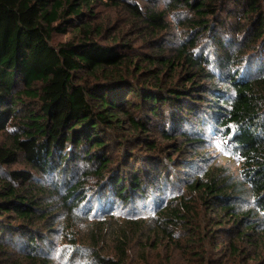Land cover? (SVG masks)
I'll return each mask as SVG.
<instances>
[{
	"label": "trees",
	"instance_id": "obj_1",
	"mask_svg": "<svg viewBox=\"0 0 264 264\" xmlns=\"http://www.w3.org/2000/svg\"><path fill=\"white\" fill-rule=\"evenodd\" d=\"M174 1L191 12V32L164 45L165 9L135 0H0V132L13 125L0 167L20 155L25 164L0 173V264H18L9 261L16 239L28 245L19 261L54 264L38 250L36 230H54V218L79 220L89 177L127 201L166 189L170 167L184 188L155 208L157 235L174 245L182 238L199 264H264V66L253 75L240 68L247 51L263 50L264 0ZM229 5L234 23L221 17ZM98 6L126 12L129 31L150 50L96 23ZM230 28L228 47L217 32ZM68 30L70 38L53 43ZM206 34L219 49L218 72L196 49ZM206 123L228 142L237 168L205 157ZM196 161L207 163L193 172ZM77 164L62 190L33 178H69Z\"/></svg>",
	"mask_w": 264,
	"mask_h": 264
},
{
	"label": "rangeland",
	"instance_id": "obj_2",
	"mask_svg": "<svg viewBox=\"0 0 264 264\" xmlns=\"http://www.w3.org/2000/svg\"><path fill=\"white\" fill-rule=\"evenodd\" d=\"M135 2L143 9L146 7L165 9V20L169 25L166 31L159 33L158 39L155 38L158 42H162L164 45H174L189 36L191 31L189 32L188 24L185 21L191 16V12L184 4L178 5L174 0H135ZM228 8L230 11L226 14L222 13L221 17H226L229 22L234 23L238 16L237 12L234 14L236 9L232 5H229ZM96 10L93 20L103 28H107L109 33L115 35L118 32L124 33L125 39L132 38L136 51L148 52L150 50L148 39L138 35L137 29L129 31V17L126 12L119 8L106 6H98ZM232 30L233 28H230L217 32L218 36L224 38L228 47L231 37H235ZM72 34L73 32L68 30L63 34L54 35L53 43L66 40ZM199 39L200 43L196 49L204 51L211 61V67L218 72L214 65L219 49H216L212 44L209 34L201 36ZM262 49V51L246 52L242 57L241 73L251 70L250 74L253 75L257 72L258 66H264V47ZM262 69L264 70V67ZM12 128L13 125L9 124L0 132V143L10 142ZM189 129L191 128L189 127L187 130ZM205 132L207 141L204 146V154L205 157H210L208 161L226 163L232 169L237 168L238 163L231 155L228 142L221 138L218 129L214 131L213 127L206 123ZM206 163L196 161L195 169L190 168L194 172ZM20 167H25L21 155L16 162L1 166L0 173L6 174L8 170ZM80 169L81 164L73 166L68 174L69 178H65V172L61 171L47 174L33 172V178L39 183L56 182L62 190L65 181L76 177ZM167 174V178L172 181L166 189L153 192L148 188L146 196L131 195L127 201L117 199L104 182H98L89 177L85 183L86 197L77 204L75 210L79 220L64 221L54 218L53 220H57L53 225L54 230L48 231V224L39 227L36 233L43 239L38 242V250L43 255H47L54 264H199L196 253L183 250L182 238L180 243L174 245L171 239L165 235L159 237L154 230L157 225L155 222L158 219L154 213L155 208L164 205L167 196L180 195L184 188L183 184L175 182L177 180L176 168L170 167ZM166 186L167 184H164L163 187ZM192 201L195 202V200ZM178 234L179 231L176 229L175 235L178 236ZM10 243L14 250L13 254L20 257H12L16 258L14 260L9 258V261L20 264L21 252L27 249L28 245L17 239L11 240ZM204 248L206 250V247ZM21 263L25 264V262Z\"/></svg>",
	"mask_w": 264,
	"mask_h": 264
}]
</instances>
